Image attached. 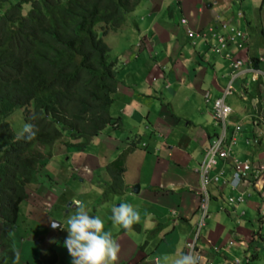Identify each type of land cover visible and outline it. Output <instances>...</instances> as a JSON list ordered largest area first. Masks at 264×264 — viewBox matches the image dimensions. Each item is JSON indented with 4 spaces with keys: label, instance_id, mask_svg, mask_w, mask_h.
<instances>
[{
    "label": "crops",
    "instance_id": "1",
    "mask_svg": "<svg viewBox=\"0 0 264 264\" xmlns=\"http://www.w3.org/2000/svg\"><path fill=\"white\" fill-rule=\"evenodd\" d=\"M138 5L130 18L133 21L129 19L119 31L133 25L132 35L119 43L120 51L107 44L109 55L116 60L117 80L108 112L119 119L117 126L93 137L87 152L65 156L69 165L53 166L51 177L60 184L56 198L66 200L63 205L68 200L83 202L90 215L101 217L105 230L120 245L118 264H164V256L188 251L192 241L197 167L217 126L210 115L211 100L221 96L231 61L263 57L254 65L264 72V0H145ZM180 17L186 24L179 23ZM220 22L243 30L245 41L226 44L216 52L209 50L214 48L212 33ZM187 31L192 34L188 36ZM235 88L236 92L224 98L230 107L229 125L240 127L230 155L264 166V78L246 73ZM115 157L123 165L121 182L111 176L119 166ZM213 169H221L229 179L227 160L217 161ZM96 183L112 192L105 202L99 200L101 190ZM131 184L138 185L133 197L126 193ZM208 191V215L194 244L200 264H233V259L238 264H262L264 248L261 256L254 251L260 243L255 231L264 222V181L247 186L244 201L231 208L223 204L228 187L210 184ZM90 192L99 194L98 198H90ZM110 196H117L114 203L119 197L122 203L131 201L140 212L141 221L133 231L113 226ZM31 205H24L18 227L10 233L15 264H35L40 249L48 246L55 249L54 264H71L64 246L67 231L58 228L54 231L58 236L47 238L52 233L46 213L38 203ZM63 205L48 213L62 219L69 210L76 212V207L64 211ZM24 220L34 226L29 230ZM63 226L67 228V221ZM37 237L41 242H34ZM24 238L28 251L20 241Z\"/></svg>",
    "mask_w": 264,
    "mask_h": 264
},
{
    "label": "trees",
    "instance_id": "2",
    "mask_svg": "<svg viewBox=\"0 0 264 264\" xmlns=\"http://www.w3.org/2000/svg\"><path fill=\"white\" fill-rule=\"evenodd\" d=\"M18 2L27 5L24 16ZM138 3L13 0L0 15V264H13L5 232L14 224L18 202L28 199L26 185L51 178L40 160L52 145L72 140L84 146L104 128L117 126L119 119L108 112L117 82L114 60L94 25L115 29ZM16 110L23 126L38 129L35 138L20 139L21 132L9 125ZM120 170L121 164L111 174L114 181ZM46 252L38 264L52 263Z\"/></svg>",
    "mask_w": 264,
    "mask_h": 264
},
{
    "label": "clouds",
    "instance_id": "3",
    "mask_svg": "<svg viewBox=\"0 0 264 264\" xmlns=\"http://www.w3.org/2000/svg\"><path fill=\"white\" fill-rule=\"evenodd\" d=\"M18 1V0H16ZM141 1L145 0H138L140 3ZM235 3H239V0H234ZM13 0H3L0 5V15L3 14V10L8 7V4L12 3ZM19 3V2H18ZM20 5V15L24 16L26 12V7L27 5L21 4ZM130 14V13H129ZM237 17L240 16V11L239 9L236 11L235 14ZM126 22H129V17L126 20H123L120 24L115 29H108V27H104V24H95L96 26V31L97 34L103 33L101 35V38L105 45L107 46L106 39L108 38L109 33H114L119 32L120 29L125 26ZM179 23L181 24H186V20L183 17L179 18ZM217 30L212 33V36L215 39L214 42V48L209 47V50L211 51H217L220 50L223 46L226 44H232L235 43L236 41L239 42H244L246 39V34L243 30H240L227 22H220L217 27H215ZM211 29V28H210ZM192 33L190 31H187V35L190 36ZM195 35H199L202 33L201 32H195ZM238 45V42L235 46ZM108 47V46H107ZM109 49V48H108ZM110 53V50H109ZM109 58L112 60L113 58L109 55ZM236 58V57H235ZM263 57H257V58H236L231 61L230 63V69L228 72V80L222 90V94L220 97L214 98L211 100V119L215 121L216 123V131L211 137L208 145L204 149L203 152V157L200 163L198 164L197 167V173L199 177V183L196 191V196H197V206H196V211H197V218H199V194L198 190L200 187V172L199 168L200 165L206 160V152L208 148L211 146L212 142L215 141L222 130L221 123L219 122L218 119L213 117V103L215 102L216 99H221V102L224 106L228 108V113L225 117V121L223 123V138H222V144L228 146V151H227V156L226 157H219L218 155L213 156V164L210 166L209 170V175L210 174H219V178L216 182H208L205 185V190H206V214L205 217L203 218L202 224L200 225L197 235L194 237L193 232H194V227L195 224L197 223L198 220H196L193 231H192V241L187 244L188 251H183V250H178L174 256L169 257V256H164L163 261L164 264H200V256L199 253L196 251L194 248L195 241L198 239L199 236V231L200 229L204 226L205 220L208 215V200H209V191H208V185L210 184H215L217 188H229V194L225 197L223 204L226 208H231L235 204L242 203L245 199L244 191L246 190L247 186L253 185L255 182L261 181L263 182L264 180H260L259 178L264 179V166L255 162L251 163L247 160H242L238 158H233L231 157V148L235 143V135L236 133L239 132V125L237 123L229 125L228 123V116L230 114V107L225 103L224 98L226 96L232 95L234 92H236L235 84L238 87L239 82L243 78V75L246 73H250L251 75L257 76L261 75L264 78V72L261 71L260 69L257 68V66L254 65L255 62H258L262 60ZM114 64H113V69L115 72V59ZM239 61V65L236 67H233V64ZM115 77V75H114ZM116 79V78H115ZM117 81V80H116ZM117 83V82H116ZM227 86H229V89L226 90ZM116 89V86H115ZM240 89H244V87H240ZM38 129L35 128L34 125L26 123L23 126V129L19 135L20 139H25V140H31L35 138L36 133ZM92 139V138H91ZM89 140V143L91 141ZM65 141L61 140L58 141V143H55L52 145L50 148V153L48 156L42 158L40 160V163L43 166H48L46 167L47 173L50 174L51 176V170L53 166H58L62 167V165H65L64 162L63 164H60L59 161L63 159L65 162L68 161L65 158V156H69V154H75L77 152H87V143L84 146H80L78 143L80 141H68L69 143L63 144ZM69 148L71 149L70 152H68ZM67 150V151H64ZM99 158V154L97 155ZM70 160V157L68 158ZM119 159V158H118ZM117 160V157L115 159ZM228 161L229 167H230V177L228 180H226L223 177V172L221 169H213L214 166L216 165L217 161ZM239 164H246L248 166V170L246 171V174L244 176H239L238 179L234 178L235 175V165ZM121 163H119L120 165ZM123 170V165L121 164V170L119 171L120 174ZM113 178V177H112ZM119 182H121L120 177L118 178ZM114 181V178H113ZM117 182V181H114ZM113 182V183H114ZM233 186V187H231ZM60 187L59 182L54 179H45L42 177L38 178L37 183H29L25 187V191H28V199L27 197L25 199H21L18 204L17 208L20 204V207L23 205H28L31 207L32 203H38L39 208L43 212H50L52 208L55 209H60L58 206L53 205V201L55 202L56 200L60 198H56V193H57V188ZM131 188L132 193H137L138 191V185H133L131 184L129 186ZM28 188V189H27ZM103 188L108 189V192L110 191V188L104 186ZM106 192V193H108ZM38 193L41 194V197L38 195ZM104 192L100 193L99 200L100 202H105ZM107 195V194H106ZM33 197H36L34 202H30ZM240 198V199H237ZM54 199V200H53ZM64 201L62 199L61 205H63ZM52 204V206H51ZM19 207V208H20ZM24 207V206H23ZM62 207H64L66 210H69L70 208L76 207V212L72 215H70L67 219V228H65L61 223H59L56 219H51L48 224V229L51 231L53 234L56 229L60 230H66L68 235L64 241V246L67 248L68 254L71 257V264H118L119 260V253H120V245L117 242V240L113 237V234L109 230H105L104 227V221L101 219L100 216H92L89 214L88 210L86 209L85 205L83 202H77L76 200H68ZM16 208V216H15V221L14 224H11L10 228L7 229L5 232V235L10 239V249L12 251V240L10 237V233L13 229H17L18 223L17 219L19 216V211ZM62 213V211L60 210ZM111 221L113 226H120L124 231L126 232H131L134 230V225H137L141 221V215L140 212L134 208L130 203H121L118 206H114L111 209ZM261 226H258L259 229H257L256 236L258 238L257 241L260 243L255 246V251L254 254L255 256H261L262 251L261 249L264 248V222L259 223ZM56 234V233H55ZM56 236H58L56 234ZM53 238L55 236H52ZM37 241L34 242H41L42 239L37 237ZM45 240V239H43ZM46 250L51 251V253L47 254L48 257H52V263L56 261V252L54 248H51V246L45 247ZM13 253V251H12ZM42 253V248L40 249L39 255ZM36 258L35 264H38V257ZM264 258V257H263ZM247 261V260H246ZM262 264H264V259H261ZM233 264H238L237 259H233ZM13 264H15V257L13 254ZM27 264V263H25ZM210 264V263H207Z\"/></svg>",
    "mask_w": 264,
    "mask_h": 264
},
{
    "label": "built area",
    "instance_id": "4",
    "mask_svg": "<svg viewBox=\"0 0 264 264\" xmlns=\"http://www.w3.org/2000/svg\"><path fill=\"white\" fill-rule=\"evenodd\" d=\"M239 61H236L233 64V67H236L239 65ZM229 89V86H227L226 90ZM228 113V108L224 106L221 102V99H216L215 102L213 103V117L218 119L219 122L221 123V133L219 137L212 142L211 146L208 148L206 152V160L200 165L199 172H200V187L198 190V194L200 196L198 206H199V218L197 223L195 224L194 227V232L193 236L195 237L197 235L198 229L200 225L202 224L203 218L205 217L206 214V190H205V185L208 182H216L219 178V174H210L209 175V170L210 166L213 164V156L218 155L219 157H226L227 156V151H228V146L222 144V138H223V123L225 121V117ZM248 170V166L246 164H239L237 163L235 165V175L234 178L238 179L239 176H244L246 174V171ZM233 187V186H231ZM240 199V198H237Z\"/></svg>",
    "mask_w": 264,
    "mask_h": 264
},
{
    "label": "rangeland",
    "instance_id": "5",
    "mask_svg": "<svg viewBox=\"0 0 264 264\" xmlns=\"http://www.w3.org/2000/svg\"><path fill=\"white\" fill-rule=\"evenodd\" d=\"M141 2H143V1H141ZM141 2H140V3H141ZM137 9H139V5H137V6L132 10V12L128 15L129 19L134 17V14L136 13ZM130 20L133 21L132 19H130ZM139 25L142 26L143 23L140 22ZM132 28H133V25H129L128 28H126V29H124L123 31H121L120 34H119V32H116V34H114V33H109L108 38L106 39V42H107L108 44H110V47L112 48V50L116 49L117 51H120L119 48H118L119 43H123L126 39H128V37H130V36L132 35V34H131V30H132ZM138 28L140 29L139 26H138ZM117 34H119V35H117ZM115 39H116V40H115ZM112 41H113V43H112ZM117 51L115 52V54H117ZM245 102H247V98H245ZM7 121H8V123H9V125L13 128V130H14L15 133L18 134V133H20V132L22 131V129H23V122H22V119H21V117H20V114H19V112H18L17 110H16L14 113H12V114L7 118ZM64 151H67V150H64ZM69 156H70V154H69ZM70 160H73V158L70 157ZM63 162H64L65 165H62V167L67 168V166L69 165L70 162H68V161L65 162L63 159H61V160L59 161L60 164H63ZM94 186L97 187V188H99V189L101 190V192H104V194H105L106 192H108V189L103 188L101 184L96 183V184H94ZM110 193H112V192H108V193H106V194L109 195ZM126 193L129 194L130 197H133V193L131 192V188H130V187L128 188V190L126 189ZM90 196H91L90 198H92L93 196H97V198H98L99 194H94V193L90 192ZM109 198H110V201L113 202V200H114L115 198H117V196H110ZM53 200H54V199H53ZM120 200H121V197H119L118 202H115V203L113 202L114 204H111L110 206H111V207L118 206L119 203H120V204L122 203V202H121L122 200H121V201H120ZM61 202H62V198L56 200L55 202L53 201V205H56V206L60 207V206H61ZM129 203L131 204V201H129ZM210 205H211V201H209V207H210ZM23 206H24V205H23ZM23 206L20 207V204H19L18 208H19V207H20V208H19V209L17 208L19 212H22V211H23V208H24ZM110 206H108V207H110ZM52 209H55V208H52ZM207 210H208V209H207ZM64 211H66V209H65ZM74 213H75L74 210H69L67 214H63V215H64V218H62V219H57V218H58V214L55 215V217H54V215H52V214L46 212V217H47L46 224L48 225L49 220H50L51 218L54 217L53 219H57V220L63 225V224L67 221L68 217H69L70 215L74 214ZM26 216H27V215H26ZM22 220H23V218H22ZM197 220H198V218H197ZM205 221H206V220H205ZM24 222H25L26 225L29 227V228H28L29 230L31 229V227L34 226V223H30L28 220H24ZM46 230H47V229H46ZM199 232L202 234V228L200 229ZM39 233H41V232H39ZM201 234H200V235H201ZM16 236H17V238H19V235H18V234H16ZM50 236H56V234H55V233H53V234H49V235L47 236V238H49ZM28 238L30 239V237H28ZM20 241H22V245H23L24 250H25V251H28V243H27V241L25 240V238H24V239H20ZM30 241L32 242L31 239H30ZM12 244H13V242H12ZM31 246H32V244H31ZM42 253H43V254H46V253H47L45 247L42 248ZM34 256H35V255H34ZM237 257L240 258V257H242V255H239V254H238Z\"/></svg>",
    "mask_w": 264,
    "mask_h": 264
}]
</instances>
